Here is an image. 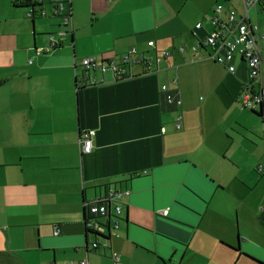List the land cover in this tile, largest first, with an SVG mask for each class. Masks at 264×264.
Returning <instances> with one entry per match:
<instances>
[{
    "label": "crops",
    "instance_id": "0c3cea01",
    "mask_svg": "<svg viewBox=\"0 0 264 264\" xmlns=\"http://www.w3.org/2000/svg\"><path fill=\"white\" fill-rule=\"evenodd\" d=\"M24 1L0 0V264H113V252L120 264H264V203H247L263 123L236 105L245 63L229 73L202 43L214 5L239 0H69L72 31L41 55L59 18L47 2L27 18ZM131 48L129 76L91 71L83 84L81 58ZM110 189L129 194L105 239L85 229L83 203Z\"/></svg>",
    "mask_w": 264,
    "mask_h": 264
},
{
    "label": "built area",
    "instance_id": "2783aa9c",
    "mask_svg": "<svg viewBox=\"0 0 264 264\" xmlns=\"http://www.w3.org/2000/svg\"><path fill=\"white\" fill-rule=\"evenodd\" d=\"M69 0H26L28 10L27 18H34L36 15L45 16L46 10L41 8V4L47 2L52 5V15L59 18V30L47 35V45L36 47V55L49 52L62 41L66 33L72 31V19L70 9L67 8ZM253 11V14H252ZM264 13V0H239L238 6H230L225 9L222 3H216L213 7L209 24L212 29L204 39V46L209 50L208 58L226 66L229 73L235 71L233 61L238 58L243 61L248 71L250 82L241 90L239 94V105L241 109L259 111L263 123L264 135V22L259 23L258 15ZM197 23L196 27H200ZM153 46L154 42H148ZM182 50V48H180ZM136 54L135 48H131L123 54L119 60L113 58H97L95 56H85L80 59L83 75L87 81L83 84H96L95 78H91V71H98L101 74L110 73L114 79L129 76L127 64L129 57ZM170 55L169 51L162 50L155 56V61ZM138 61L145 64L146 71L152 70V59L141 55ZM31 60H29V63ZM165 101L168 104L179 107L181 100L174 96L166 84L161 86ZM182 123V115L178 113L175 117V128L179 129ZM163 130V129H162ZM164 131V130H163ZM94 130H85L80 133L78 139L79 149L82 153L90 152L92 149V137ZM259 173L264 172V164H259ZM129 194L126 189H110L100 197L89 201H84L85 209L84 226L86 230L95 232L105 239L116 234L118 227L117 219L122 212V200ZM104 217L105 222L99 220ZM110 219H114L111 222ZM60 232L59 226H54L53 233ZM105 244V243H104ZM98 243L93 242L92 248H97ZM113 264H120V256L113 252ZM74 264V262H70ZM78 264H88L86 260H80Z\"/></svg>",
    "mask_w": 264,
    "mask_h": 264
},
{
    "label": "rangeland",
    "instance_id": "374dc122",
    "mask_svg": "<svg viewBox=\"0 0 264 264\" xmlns=\"http://www.w3.org/2000/svg\"><path fill=\"white\" fill-rule=\"evenodd\" d=\"M235 1V0H233ZM224 3H226V5L230 4L231 2H225L223 1ZM235 3V2H234ZM252 14H253V11H252ZM263 14H259L258 15V19H259V23L260 25H262L263 23V18L264 16ZM59 28V26H58ZM263 55H264V51H263ZM239 100V98H238ZM236 105L238 106V108L241 109L240 105H239V101L236 103ZM246 112H248L249 114H251L253 117H255L256 119H259V117H256L250 110L248 109H244ZM261 150H263V148H261ZM263 152V151H261ZM255 175L256 177H258L259 179H262L263 180H253V181H250L251 183V188H252V193H250V196L247 198V203L251 206H258L260 205L261 203H264V174H260L258 173L257 171H255ZM259 216H262L263 217V221L264 222V211H261L260 215ZM255 231V230H254ZM259 231L261 233H264V226L261 225L260 228H259ZM256 232V231H255Z\"/></svg>",
    "mask_w": 264,
    "mask_h": 264
},
{
    "label": "trees",
    "instance_id": "16d2710c",
    "mask_svg": "<svg viewBox=\"0 0 264 264\" xmlns=\"http://www.w3.org/2000/svg\"><path fill=\"white\" fill-rule=\"evenodd\" d=\"M24 4L26 5V0L24 1ZM251 112H253V113H255V114H257V115H259L260 116V112L259 111H256V110H251ZM262 120V119H261Z\"/></svg>",
    "mask_w": 264,
    "mask_h": 264
},
{
    "label": "bare ground",
    "instance_id": "6f19581e",
    "mask_svg": "<svg viewBox=\"0 0 264 264\" xmlns=\"http://www.w3.org/2000/svg\"><path fill=\"white\" fill-rule=\"evenodd\" d=\"M203 43V42H202Z\"/></svg>",
    "mask_w": 264,
    "mask_h": 264
}]
</instances>
